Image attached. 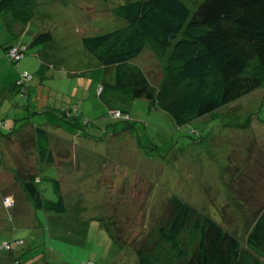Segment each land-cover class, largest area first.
<instances>
[{"label": "rangeland", "instance_id": "rangeland-1", "mask_svg": "<svg viewBox=\"0 0 264 264\" xmlns=\"http://www.w3.org/2000/svg\"><path fill=\"white\" fill-rule=\"evenodd\" d=\"M124 1L28 0L20 11L22 16L26 11V16L29 14L25 20L13 19V11L0 14V80L10 83L15 79V83L28 71L27 83L33 89L29 101L22 92L14 91L12 99L20 107H12V99H8L0 114L10 112L8 118H12L17 112L35 125L46 122L43 115L49 114V121L60 124L61 130L75 132H70V140L78 134L77 129L80 131L72 125L74 121L81 122L89 134L74 138L65 148L58 144L54 150L62 167L60 179L68 205L58 225L49 221L43 210L36 209V213L22 186L10 184L13 177L1 170L0 242L23 239L25 243L14 249L23 251L22 264H80L90 259L96 264H134L135 249L115 243L104 222L114 233L122 231V241L133 242L140 235L134 231L136 225L145 221L149 228L155 225L159 219L156 208L174 193L237 233L246 228L252 211L264 204V85L182 126L166 112L150 108L144 97L132 103L128 122L114 118L104 105L99 85L113 80L114 70L100 65L84 46L83 37L120 27L123 21L115 9ZM185 1L195 9L203 0ZM48 29L54 40L47 46L30 47L19 63L1 51L4 43H29L34 32ZM15 30L22 36H15ZM134 62L145 68L154 86L161 85L165 59L160 52L148 45ZM18 83L20 80L15 85ZM41 83L46 94L61 98L60 104L50 99L43 112L40 97L34 100ZM66 94L73 97H64ZM77 108L79 115L59 114L61 109ZM233 124L246 125L250 132ZM0 132L8 131L2 127ZM30 133L24 131L23 136L27 139ZM31 145V154L37 156L32 139ZM252 151L257 159L250 165ZM44 175L48 171L44 170ZM41 188L46 197L57 199L52 181H43Z\"/></svg>", "mask_w": 264, "mask_h": 264}, {"label": "trees", "instance_id": "trees-1", "mask_svg": "<svg viewBox=\"0 0 264 264\" xmlns=\"http://www.w3.org/2000/svg\"><path fill=\"white\" fill-rule=\"evenodd\" d=\"M26 3L28 0H0V14L13 11L12 17L21 16ZM115 11L123 21L120 27L83 37L84 46L100 65L114 70V79L103 81L98 89L114 118L128 122L132 103L144 97L150 108L166 112L177 126H182L264 85V0H203L195 9L185 0H126ZM53 40L52 30H42L35 32L29 43L12 40L14 43H4L3 49L19 63L30 47L47 46ZM148 45L165 59V78L159 87L151 83L140 63H131ZM13 48L21 53L18 59L11 56ZM29 77L25 71L16 81L20 80L16 88L26 97ZM55 99L61 102L60 96ZM61 113L79 115L78 108L61 109ZM7 125L8 121H0L1 129ZM72 125L81 131L77 129L74 138L89 135L81 122L74 121ZM231 126L250 132L246 125ZM35 135L40 161L55 162L47 129L39 125ZM252 152L250 165L257 159L256 151ZM7 161L0 155V168L8 169ZM29 174L21 181L25 194L35 210H43L46 218L58 225L68 211L59 175ZM242 175L246 176L244 172ZM45 180L54 183L57 199L44 195L41 185ZM185 199L174 193L161 208L156 205L158 222L151 228L146 221L138 223L134 231L140 235L133 242L127 238L122 241V231L114 233L110 224L103 222L115 243L135 249L134 264H264V204L252 211L246 228L237 233ZM145 228L147 233L142 235ZM24 243L23 239L0 242V264H22L23 251L14 249ZM87 263L96 264L92 259L80 264Z\"/></svg>", "mask_w": 264, "mask_h": 264}, {"label": "crops", "instance_id": "crops-1", "mask_svg": "<svg viewBox=\"0 0 264 264\" xmlns=\"http://www.w3.org/2000/svg\"><path fill=\"white\" fill-rule=\"evenodd\" d=\"M25 13L27 14V11ZM26 14L24 16H22L23 14H21V16L20 14L18 15L15 14L13 19L16 16H18L21 19L25 20L29 16V14L27 16ZM30 30L31 28L29 27L26 29L27 32H29ZM15 31L18 32V34H15V36H18V35L22 36L18 30H15ZM34 33L32 35H34ZM12 43H14V41L8 44H12ZM1 51L4 54V56L7 54L3 48L1 49ZM35 53H37L36 55L41 56L40 52L37 51ZM4 80H6V78H4ZM14 81L15 79L12 80L10 83H7V81L5 82V81L0 80V112L3 109L5 101L8 99H12V96L14 95L13 92L14 91L18 92V88H16V85H15L16 82L14 83ZM42 85L43 84L41 83V85L39 86V90L34 92V95H35L34 100L37 101L38 97H40V100H41L40 109L43 112L44 108L49 107L50 99L52 100V102L55 101V104H60V100L55 99V97L59 96L58 94H51V93L46 94L45 88L41 89ZM32 90L33 89L30 87L29 92H28L29 97L28 96L26 97L28 101L33 92ZM44 101H48V104H45ZM14 103L15 101L12 99V101L10 102L11 106L12 107L15 106L16 108L20 107L19 104L15 105ZM27 109L28 110L31 109V105L29 104V102L27 105ZM47 113H49L48 110H47ZM8 117H10V112L0 114V120H5V121L9 120L8 122L9 125H7V127H4V129H7L8 132L5 134L0 132L1 134L0 155L2 156V158L8 160L7 161L8 169H6L5 167L0 168V174H2L1 170H6L4 175H11L13 177L12 182L10 180L11 182L10 184L20 185V186H22V182H21L22 178L26 176L27 174H29L30 172L41 173L44 175V170H45V171H48L49 174L56 173L60 177V173H62L61 172L62 167L58 165V158L56 157L55 153H54L55 162L48 164L47 162L40 161L39 154H38V147H37V137L35 135L36 128L37 126L40 125L41 127H44L45 129H47L50 135L49 139H50V144H51L53 152L54 150H56V145L58 144L63 145V147L65 148L64 144L66 143L69 144L73 141L74 138L70 140L71 138L70 131L65 130L64 127L62 126V128L64 129L63 131L59 127L60 124L55 125L51 121H49V114L43 115V120H46V122L44 121L42 122V124H39V125L30 123L29 118L25 117L24 115L22 117H18L17 112L13 114L12 118H8ZM24 131L31 132L30 133L31 135H29V138L26 139V136H23ZM78 137L80 136H77L76 138ZM31 139H32V142L34 143L35 151H36L35 153L37 156H33L31 154L32 152L31 149L34 150L33 145H31L32 147L29 146ZM52 143L54 144V147ZM32 159H35V160H32ZM14 161H17V162H14ZM4 164H7V163H4ZM33 167L35 168V170H33ZM25 169H27V171ZM10 190H13V188H10ZM36 213L38 212L36 211ZM36 222H38V219L36 220Z\"/></svg>", "mask_w": 264, "mask_h": 264}, {"label": "built area", "instance_id": "built-area-1", "mask_svg": "<svg viewBox=\"0 0 264 264\" xmlns=\"http://www.w3.org/2000/svg\"><path fill=\"white\" fill-rule=\"evenodd\" d=\"M18 52V53H17ZM11 56L14 58V59H18L20 56H21V53L18 51L17 48H13L11 50ZM88 264V263H87Z\"/></svg>", "mask_w": 264, "mask_h": 264}]
</instances>
